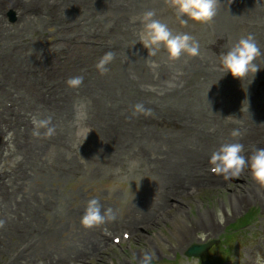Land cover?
Masks as SVG:
<instances>
[{
  "label": "bare ground",
  "instance_id": "1",
  "mask_svg": "<svg viewBox=\"0 0 264 264\" xmlns=\"http://www.w3.org/2000/svg\"><path fill=\"white\" fill-rule=\"evenodd\" d=\"M12 1L16 2V0ZM57 1L52 15L43 14L44 16L41 18L28 16L25 11H22L25 8L20 7L18 20L14 25L8 24L2 11L0 14V61H4L2 64L0 63V80L2 81L0 97L13 96L17 100L18 107V112L14 111L12 114H7L5 110L0 109V241L11 240L13 242L10 247L6 245L7 252H0L1 255H9L2 264H71L70 260L74 256L73 250L78 246L74 236L69 235L74 234L75 230L64 227L63 223L59 224L58 229L52 228H55L56 220L60 219L63 222L62 218L69 217L64 212L72 209L73 206L72 203H63L52 192L50 185H60L61 180L52 173L48 163L52 159H59L67 163L79 161L87 166L84 170L91 169L87 159L78 155L81 137L74 135L72 121H69L75 101L83 100L86 102L88 110L98 111L108 107V102L103 106L104 99L114 102L112 97H108V94L111 93L109 90L128 88L131 92L129 96L115 94L117 110H121L123 103H128V107H131L132 104L140 103L143 97L149 96V99H152L149 102H152L154 112L157 114L163 108H172L171 104L174 106L175 100L181 98L183 93L188 92L187 85L191 71L195 76L199 74L193 88L201 96L199 99L197 95H193L197 98V102H202L203 98L218 95L220 90L217 87L216 78L220 82L222 79H226L229 74L226 79L229 84H235L237 89L245 87L246 90H250L252 80L255 78L253 94L246 102L247 109L244 104L234 102L240 112L234 120L236 122L231 121L228 128L221 127L216 131L220 118H208L207 120V117L202 115L205 106L201 102L199 103L204 107L202 111L196 112L194 120L208 123V128L205 130L212 129L214 137L217 135L209 143H207L208 136L206 134L184 133L185 129L181 131L177 140L158 134H154L156 137H149L146 134L136 133L130 134L129 139H123L121 134L113 135L116 123L110 126L111 129L105 135L107 139H114L122 143L112 145L106 139L91 140L89 148L93 151L100 149L107 152L114 149L116 152H120L122 165L129 173L148 172L152 169L153 163H151L148 150L154 152L153 159L155 161L161 162L162 157L168 156L171 151L164 150L165 143L168 146L171 142H179L183 147L186 138L189 137V140H186L190 147L188 150L187 146L188 152L181 147V150L177 151L180 159L173 162L168 157L166 160L173 171L192 172L191 174H193L197 171H192L195 168L190 164L200 155H205L208 159V154L214 147L227 141L224 138L225 134L232 140L242 143L246 140L245 143H247V140L251 139L253 135L256 137L260 135L258 132L260 130L256 129H264V100L260 101L261 97H264V84L256 87L262 93L260 95L255 93L257 81L264 82V53L261 55L263 49L260 47V56L258 55L259 57L254 60L258 66L257 71L254 74L249 72L242 78L234 77L230 72L223 74L220 70L219 56L209 50L207 46L200 49L199 55H182L176 60H168L166 52L161 48L153 57L157 60L158 67L155 70H150L145 62L148 51L140 41H136L139 24L131 23L129 17L151 8L155 10L156 18L167 23L171 28V23H180V20L176 18L171 5H168V0H156L160 4L158 9L149 0ZM2 6L0 5V10ZM238 8L243 9L244 12L247 10V15ZM235 9L236 12H234ZM242 14L246 16L247 21L240 18ZM194 24L203 23L188 19L182 25L191 28ZM206 25L207 31L212 29L224 31L223 35L229 34L230 42L235 40L238 32H242L241 35L247 33L254 35V32H258L257 40L261 41L264 39V0H217L216 15ZM245 27L249 30H246ZM93 31L101 32L107 36L108 40L97 39L109 41L110 45L107 47L106 42L104 46L94 47L81 43L83 39L94 40L91 37ZM71 35L76 36L75 41L70 39ZM206 39H209V36ZM209 42L210 40H208ZM61 43L67 44L66 51L59 49ZM30 47L38 50L39 55L35 64H31L30 53L27 55V49ZM109 50L114 53V56L106 65L107 71L101 74L95 64L101 55ZM194 60L198 62V65ZM6 64L13 65L14 70L7 71ZM33 67L38 68L37 73L31 71ZM74 75L83 76V81L78 88H70L65 83L68 77ZM170 82L172 86H169ZM94 86L100 88L95 90ZM227 89L230 93L236 91L235 88ZM164 96L168 102L165 101ZM134 98H136V102L131 103ZM190 103H196V100L189 97L188 104ZM230 105H232V101L223 98L221 109L229 108ZM148 107L146 106V108ZM91 111H88V114ZM232 111L227 113H232ZM123 113L125 114L123 119L127 123L126 118L130 117L132 112L126 114L125 109ZM223 113L226 111L221 110L220 114ZM262 114L263 116H261ZM33 116L50 118V125L54 127V133L45 135V130L41 128L39 135H33ZM170 116L174 115L170 114ZM119 121L117 120V122ZM253 123L255 126H252ZM229 128L234 129L237 135L232 136L231 133L234 130L227 131ZM200 130L204 131L201 128ZM261 132L263 135L264 130ZM220 133H223L222 139L219 136ZM56 137L66 138L72 147L66 151L53 146L50 141L61 139ZM262 143V147H264V135ZM140 149H144V151L141 153ZM130 160L137 161V166L131 170L128 167ZM90 173L92 174V172ZM132 179L135 180V177L127 178L128 181ZM247 194L255 196L258 192L253 186L247 190ZM39 217H42L43 220H40ZM34 228L38 229V232L35 233ZM18 229L23 230L18 232L16 231ZM54 231H57L61 237L58 238V234H55ZM76 231L79 234L80 232L81 234L90 232L85 237L88 240L84 243H80L81 234L76 236L81 249L86 250L81 254L91 253L88 249L93 246H95L94 250H91L93 252L106 246V241L101 237V233L100 236H96L91 233V230ZM13 248H15V252H10ZM41 259L45 261H41Z\"/></svg>",
  "mask_w": 264,
  "mask_h": 264
},
{
  "label": "rangeland",
  "instance_id": "2",
  "mask_svg": "<svg viewBox=\"0 0 264 264\" xmlns=\"http://www.w3.org/2000/svg\"><path fill=\"white\" fill-rule=\"evenodd\" d=\"M114 1L118 2L119 0ZM149 1L152 2V5L156 9H158L160 6L156 0ZM168 5H170V3ZM240 10L241 12H244L243 9ZM1 11L2 8L0 10V14ZM236 11L237 10L235 9L234 12ZM244 14L247 15V10L244 12ZM233 17H235V14H233ZM240 18L244 21H247L246 16L243 14L240 16ZM210 22L211 20L207 23ZM207 23L198 25L194 24L191 28H186L181 23H171V29L190 33L197 39L201 49L202 47H205V43L208 42V40L213 39L219 33L222 34V31L212 29L207 31ZM9 24L14 25L15 23ZM245 29L249 30L247 27H245ZM238 33L235 40L242 34V32L239 33L240 35ZM254 33L255 34L253 37L255 38L257 45L259 47H263L264 39L258 41V32ZM208 36L209 39H206ZM227 38L228 41L226 44L224 41V50H226L227 47L235 41L233 39V41L230 42L229 34ZM262 54L263 53H261V55ZM2 62L4 61H0L1 64ZM194 62L196 63L197 61L194 60ZM196 65H198V62ZM198 75L195 76L194 72L191 71V77L188 79L187 85L189 88L188 92L183 93L182 97L178 100L174 99L176 102L174 103V106L171 104L172 108H163L162 111L157 113L158 116L159 114H165L169 116L171 114L177 119L180 118V116H184L189 120L192 126L191 130H186L184 133L192 134V132H199V134H203L204 132H202L200 128L203 130L208 128V123H202L196 119L194 120L196 112L202 111L204 106L205 107L203 109L202 115L207 117V120L208 118L214 119L213 117H219L221 115V110L225 111L224 108L221 109V102L223 98L228 99L232 97L230 98L231 101L238 102L235 97H239L241 98L240 101L245 100L246 103V101L249 99V95L251 96L253 94L252 88L255 84V78L252 80V87H250V90H244L243 94L236 91L230 93L227 88H235V90H237V88L235 84H229V82L226 80L228 78V74L226 79H222L220 82L218 78L215 79L218 85L217 87L220 90L218 95L215 94L201 99L203 100L202 102H197V98H195L193 95H197L199 99L201 96L199 95L198 91L193 88L197 83L196 77ZM216 77H218V75H216ZM99 88V86H94L95 90ZM109 91L111 93L108 94V97H112L114 102H109L107 99H104L103 106H105L106 102H108V107L98 111L88 110L91 111L88 114V117H92L89 119L94 120L99 126H104V124L110 122L114 123L117 118H120V122L117 124V131H121L123 128H126L128 125H130V119H132L134 124L140 114L127 117L126 123L123 119L125 118L123 111L125 109L129 110V104H124L123 101L120 100L123 103L121 104L123 106L121 110H117L115 106V94H126V96H129L131 95V92L128 90V88L117 89L115 91L111 89ZM189 97L194 98L196 103L188 104ZM149 98V96H145L140 101L142 103L146 102L144 107L146 108V106H149L147 109H151L150 113L156 117L157 114L154 112L153 104L152 102H149L152 99ZM163 98L166 102H168V99L165 96ZM263 98L264 97H261L260 101L264 100ZM6 99L12 100L14 102L15 113H17V102L14 97L10 95L0 99L2 108H4L3 101ZM134 101L136 102V98L132 99L131 103ZM126 102L128 101L126 100ZM200 102L204 106H201V104H199ZM245 108L247 109L246 105ZM226 109L235 110L236 113L240 112V109L236 107L234 103H232V105ZM129 111L132 112L131 109ZM224 126L225 128H228L227 123L224 124L222 121H220L218 123V127H215V130L218 131L219 128L221 129V127ZM140 130L141 129H137L136 132L139 133ZM228 130L232 129L229 128ZM153 131H155L154 133L158 135H164L175 140H177V137L181 134L180 130H173L168 125L158 129L154 128L153 122L150 123V126H146V128L142 130V132L147 134H154ZM204 134L212 135H207V143L217 137V135L214 137V130L212 129H206ZM222 134L223 133H220L219 135L221 139L223 138ZM95 136L98 138L100 137L98 134ZM104 138L106 139V137ZM225 138L227 139V137ZM186 140H189V137H187ZM186 140L183 147L179 142H171L168 146L165 143L164 150L171 151L168 156L162 157L160 163L157 165L154 164V167L159 170L153 168L148 172L128 173L124 171L120 165H110L109 167L105 165H99L93 169L92 174L90 171L88 173L83 171L81 173L72 172L67 174L61 173L57 175V177L61 180L60 185L51 184L50 188L63 203H72L73 208L65 211L64 213L68 214L69 217L62 218L64 220L63 222L60 219L56 220L55 228L52 229H58L59 224L63 223L64 227L75 230L74 234L69 236H74L75 242H77L76 245L80 249L75 248L73 250L74 256L70 260L71 264H86V260L83 262V258L90 259L91 264H138L140 250L147 248H151L153 251L152 264H199L201 260L199 257H189L185 254L188 247L193 243L206 242L218 238L221 239L224 233L223 246L226 249H222L224 248L222 246L218 249H216V247L214 250L215 245H213L208 250L207 257H210L213 260L222 258L224 259L223 264H256L257 257H259L260 264H264V188H258L254 186L258 194L255 196L247 194V190L253 187V185L251 184L247 175L246 168L242 170L239 176L234 177V179L225 180L221 176L215 177L213 179L207 177L205 175L206 172L204 170V166L209 165V162L205 155H200L196 160H192L194 163H196V166H202L199 168V170L194 169V171L204 174L199 179H195L191 175L192 172H190L189 175H186L182 173L180 174L177 171H173L166 158L169 157L173 160V162L177 159H180L177 155V151L181 150V147L182 149L187 150L188 143ZM247 141L248 143L242 144L244 146H246V144H255L260 142V139L259 137H256V135H253L251 139H248ZM189 148L190 147L188 146V150ZM94 155L111 156L112 154L99 149L96 152L94 151ZM154 156L155 154L153 152L151 163H153L152 160ZM131 176H134L135 178L142 176V178L135 180L132 179L128 182L122 181L125 178ZM245 178L247 179L246 181ZM93 196L100 200L103 207H112L114 210H116L117 219L100 226L84 227L80 223V216L83 212L82 209L85 202ZM205 203H209L210 206L206 205ZM249 207L250 209L252 208L251 212L246 216L241 217L243 214L249 211ZM255 207L259 208V212ZM196 208H198L200 211L198 209L195 210ZM187 209H193L195 214L193 215L186 213L185 210ZM177 212H183L187 220L186 226L181 229L175 228L172 223V217ZM198 214L203 216L206 221L201 223L199 221ZM39 218L40 220H43L42 217ZM30 223H33V221H30ZM34 223L39 225L35 221ZM120 223L127 226L133 225L138 229L136 230L134 237L129 242L122 243L121 245H115V243H113L111 240H106L104 234L116 233L117 229L114 227L116 225L118 227ZM227 225L228 227H226ZM194 228L198 232V236L195 235ZM80 229L86 231L91 230V233L96 236H100L101 233V237L106 241V246H104L103 249L96 250L94 252L91 251L94 250L95 246H93L92 248L88 249V251L91 253L81 254L86 252V250L81 249V246L78 244V240L76 239V236L81 234V232L79 234L76 230ZM54 233L58 234V238L61 237L57 231H54ZM88 233L90 232L81 234L82 238L80 243H84L86 240H88L85 238L89 235ZM64 234H67V232H64ZM6 243L8 245H13L11 240H7L5 242L2 241L0 243V248L4 250L6 248ZM10 252H15V248H13ZM133 253H135V255H133ZM223 255H228L229 257L225 258ZM8 256L9 255L5 254L0 255V264H2L3 260ZM41 261L45 260L41 259Z\"/></svg>",
  "mask_w": 264,
  "mask_h": 264
},
{
  "label": "clouds",
  "instance_id": "3",
  "mask_svg": "<svg viewBox=\"0 0 264 264\" xmlns=\"http://www.w3.org/2000/svg\"><path fill=\"white\" fill-rule=\"evenodd\" d=\"M180 23L184 24L188 19L202 23L209 22L217 12V0H168ZM131 23H138L136 33L137 40L147 49L148 56L145 62L150 70L158 67L157 60L153 59L158 50L163 48L168 60H176L182 55L196 56L200 53L197 39L188 32L173 31L167 23L156 18L154 9H144L142 12L129 17ZM260 54L259 46L252 33L237 37L226 50L219 54L220 70L230 72L234 77H244L247 73H255L258 69L255 58ZM114 53L109 50L104 52L96 61V69L103 74L107 71L106 65L113 59ZM83 81L82 75L70 76L65 83L70 88H78ZM171 85V82L169 83ZM151 109L145 108L141 103L133 105L132 115L138 113L149 114ZM88 119L87 104L83 100H77L73 104L72 125L76 137L86 138L90 128L85 122ZM33 135H39V129L43 128L45 135H52L54 127L50 125V118H37L33 116ZM236 136L234 130L231 133ZM209 171L228 180L239 176L245 168L253 186L264 188V147L255 144L250 145L245 153V146L237 140L224 141L214 147L208 154ZM137 161L130 160L128 167L133 169ZM117 219V212L112 207H103L100 200L93 196L89 198L83 207L80 223L84 227L100 226ZM175 228L186 226L187 220L183 212H177L172 217ZM135 255V253H133ZM153 259L151 248L141 249L138 264H150ZM256 264H260L257 257Z\"/></svg>",
  "mask_w": 264,
  "mask_h": 264
},
{
  "label": "water",
  "instance_id": "4",
  "mask_svg": "<svg viewBox=\"0 0 264 264\" xmlns=\"http://www.w3.org/2000/svg\"><path fill=\"white\" fill-rule=\"evenodd\" d=\"M207 247V246H206ZM206 247H203V246H194L192 248H190L187 253L188 254H194V255H200L202 256L203 253L205 252L206 250ZM201 264H213L210 260H204L202 261Z\"/></svg>",
  "mask_w": 264,
  "mask_h": 264
}]
</instances>
